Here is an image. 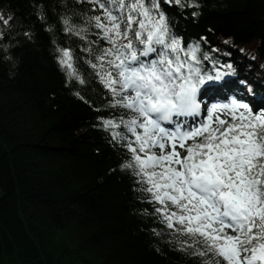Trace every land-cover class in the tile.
<instances>
[{"label":"trees","instance_id":"16d2710c","mask_svg":"<svg viewBox=\"0 0 264 264\" xmlns=\"http://www.w3.org/2000/svg\"><path fill=\"white\" fill-rule=\"evenodd\" d=\"M182 2L160 0L172 34L200 45L203 71H213L205 53L216 68L231 64L213 91L243 97L255 112L264 101V0ZM92 8L87 0H0V14L12 17L0 23V264H202L180 250L138 177L122 168L127 149L101 123L129 117L107 106L85 41L63 24L84 25L99 14ZM58 48L72 51L84 84L68 80Z\"/></svg>","mask_w":264,"mask_h":264},{"label":"snow or ice","instance_id":"6c2138e0","mask_svg":"<svg viewBox=\"0 0 264 264\" xmlns=\"http://www.w3.org/2000/svg\"><path fill=\"white\" fill-rule=\"evenodd\" d=\"M87 2L99 14L82 26L65 18L64 31L85 41L86 63L111 97L107 106L129 117L101 118L130 154L122 168L138 177L180 250L205 258L202 264H264V101L255 112L235 95L202 105V89L232 75V65L221 73L205 53L213 71H203L200 45L185 47L172 34L160 0ZM11 19L0 14L4 26ZM90 28L96 40L88 39ZM100 41L105 46L94 47ZM57 51L68 80L84 84L72 51Z\"/></svg>","mask_w":264,"mask_h":264},{"label":"rangeland","instance_id":"374dc122","mask_svg":"<svg viewBox=\"0 0 264 264\" xmlns=\"http://www.w3.org/2000/svg\"><path fill=\"white\" fill-rule=\"evenodd\" d=\"M217 68H219V70H220L221 73H225V70L223 68H221V66L220 67H217ZM189 123H192V122H189Z\"/></svg>","mask_w":264,"mask_h":264},{"label":"bare ground","instance_id":"6f19581e","mask_svg":"<svg viewBox=\"0 0 264 264\" xmlns=\"http://www.w3.org/2000/svg\"><path fill=\"white\" fill-rule=\"evenodd\" d=\"M169 126V125H168Z\"/></svg>","mask_w":264,"mask_h":264}]
</instances>
